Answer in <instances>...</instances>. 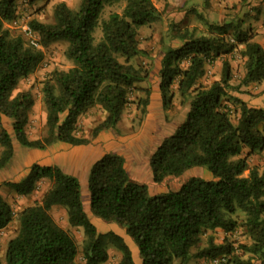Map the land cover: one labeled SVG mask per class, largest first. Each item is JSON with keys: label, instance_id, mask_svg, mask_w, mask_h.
<instances>
[{"label": "trees", "instance_id": "1", "mask_svg": "<svg viewBox=\"0 0 264 264\" xmlns=\"http://www.w3.org/2000/svg\"><path fill=\"white\" fill-rule=\"evenodd\" d=\"M121 1L81 0L77 10L59 2L53 23L30 22L38 41L37 46H27L21 36L4 29V22L15 15L14 0H0V171L14 157L13 139L2 125L3 118L13 121L20 146L43 151L55 142L84 146L102 132L118 131L131 104L142 119L148 113L151 90L139 84L148 80L149 71L134 60L147 55L139 45L140 29L160 21L162 14L152 0H124L121 13H112L100 23L104 8ZM99 26L102 35L96 41ZM208 26L207 35L172 26V38L179 45L164 52L159 89L163 108L168 110L176 84L188 110L185 120L157 145L148 162L155 184L196 168L206 170L212 179L191 177L176 191L150 195L146 184L131 180L123 156L106 153L88 173L87 213L77 177L56 165L34 163L22 179L0 183V188L20 198L31 196L41 183L48 184L41 199L18 214L0 193V231L16 217L19 225L7 242L4 264H107L110 246L121 253L116 264H136L125 238L113 231L99 232L91 218L120 227L135 246L139 264H191L219 256L227 257L221 264H254L256 260L264 264V167L249 164L251 155L264 150V108L250 107L237 97L233 109L222 104L232 89L231 66L225 57L239 45L243 47L246 73L242 85L248 86L264 81V48L241 24ZM56 42L67 43L65 54L72 67L54 70L42 82L46 134L32 139L26 128L35 99L31 88L18 90V86L43 61L41 48ZM220 58L224 59L221 79L209 88L199 85L205 65ZM184 61L186 68H182ZM95 109L105 115L88 138L80 129V119ZM57 208L65 211L70 228L82 231L81 248L69 229L55 221L51 212ZM238 227L248 235L249 244H217L208 236L206 245L200 246L208 232L233 233Z\"/></svg>", "mask_w": 264, "mask_h": 264}, {"label": "rangeland", "instance_id": "2", "mask_svg": "<svg viewBox=\"0 0 264 264\" xmlns=\"http://www.w3.org/2000/svg\"><path fill=\"white\" fill-rule=\"evenodd\" d=\"M16 11L14 17L4 22V29L9 31L13 36H21L27 46L34 41H38V35L35 32L29 34L30 22L38 20L45 24L53 23L54 7L59 2H65L72 10H77L81 0H14ZM156 8L161 12L162 18L160 21L143 27L139 31L140 48L147 52L146 56H139L134 60V63H142L149 71V78L146 82L139 84L140 88H150L161 81L160 69L161 61L164 52L168 48H176L179 41L173 39L174 31L172 26H178L181 29L193 31L195 35L209 34L208 24L220 25L224 22H233L241 24L242 28L249 30L258 42L264 48V0H152ZM125 5V1L108 5L104 8L100 23L106 20L112 13H121ZM100 26L95 32V39L99 41L101 38ZM242 46L239 45L234 52L225 57L230 63L232 77L230 84L231 90H227V97L222 99V104L228 109H233L235 104L233 98L237 96L232 93L242 94L250 107L264 108V81L256 84L243 86L245 70V58L242 55ZM67 43L56 42L48 47L41 48L44 54V59L41 64L28 77L21 80L18 90H28L31 88V93L35 99V105L30 114L28 126L26 128L30 138H41L46 134L45 129V107L42 102L43 93L41 91L42 82L54 71H65L72 67V62L66 57ZM223 58L217 61L207 63L205 72L199 79L198 84L205 88H209L214 82L219 81L222 77ZM188 63L184 61L182 68H186ZM174 97L168 110L163 108L153 113L151 116L142 119L141 113L136 109V105L131 104L124 111L123 118L118 126V131H107L102 136L95 138L92 143L85 147H73L70 145H61L55 142L45 150L38 152L36 150L27 149L18 144L15 139L11 119H7L2 123L3 127L9 131L14 144V157L12 161L0 171V183L4 181H18L27 175L30 167L34 163L41 165H64L67 169L76 170L77 177L83 187L87 184V170L92 165V159L96 150L106 151V153H116L122 155L132 161L149 159L157 145L161 141L172 134L178 125L186 118L188 103L182 104V98L177 91V85L173 87ZM137 92L131 95L134 100ZM239 98V97H237ZM240 99V98H239ZM242 100V99H241ZM243 101V100H242ZM222 105V106H223ZM231 113L233 111L231 110ZM104 113L95 109L84 115L80 119V129L83 134L90 138L91 131L95 124L102 121ZM142 119V120H141ZM141 120V121H140ZM232 120L236 122L235 114ZM264 131V127H263ZM97 140V141H96ZM99 140H101L99 142ZM99 142V143H98ZM2 148L0 146V154ZM142 155V157L140 156ZM244 155H246L244 153ZM85 156L87 164L81 166L76 165L77 160H82ZM250 166H258L261 169L264 167V150L249 157ZM148 174H152L148 162ZM248 172L245 173V176ZM191 177H199L203 179H212L211 175L204 169L196 168L188 171L180 177H168L162 184H147L150 195L163 194L169 191L178 190L181 185ZM48 184L43 182L39 188L29 197L20 198L13 196V193L5 187L0 188V192L8 199L13 207V210L18 214L23 208L32 205L34 201L40 200L43 192ZM152 186V188H151ZM52 216L55 221L64 229H69L71 234L78 242L81 248L83 234L78 228H70L65 211L57 208L52 210ZM97 230L101 233L113 231L117 234H124V231L115 224H106L91 218ZM238 220H243V215L239 214ZM17 217L4 230L0 231V259L5 263L6 245L10 238L14 237L18 230ZM213 236L217 244L224 241L232 242L238 247L240 244H249L250 239L242 227H238L233 233H226L221 229L208 232L203 238L201 247L206 245L207 237ZM129 246L134 254L136 264H139L140 259L136 254L135 246L129 241ZM109 260L107 264H116L121 253L114 247L108 249ZM81 260V257L78 259ZM227 260L226 256H219L215 259H196L191 264H221ZM254 264H261L260 261H254Z\"/></svg>", "mask_w": 264, "mask_h": 264}, {"label": "crops", "instance_id": "3", "mask_svg": "<svg viewBox=\"0 0 264 264\" xmlns=\"http://www.w3.org/2000/svg\"><path fill=\"white\" fill-rule=\"evenodd\" d=\"M232 94L237 96V97H239L243 101H246V99L243 97L242 94H238V93H232ZM162 105H163L162 104V98H161L160 89H159V82H158L157 85L153 86L152 90H151L150 104L148 106V112L149 113L147 114L146 120L148 119V117L151 116V113H153V111H155V110L157 111L158 110V112H159L160 109L162 108ZM7 119L8 118H3L2 119V123H4ZM104 133L105 132L100 133L99 136L101 134L103 135ZM100 141L101 140H99V142ZM61 145H66V144L61 143ZM81 147H85V145L81 146ZM38 152H40V151H38ZM108 153H110V152H108ZM104 154H106V151L96 150L94 152V155H90V156H93V159H92L93 161L92 162L94 163L96 160L101 158ZM140 156L142 157V155H140ZM86 157L87 156H85L82 160L81 159L77 160L76 161V165L82 167V165L87 164ZM124 159H125V168H126L128 174H129L131 180H133V181H135L137 183H140V184H146V185L147 184H150V185L155 184L152 181V174H148V159H146V161L143 160V159L142 160L141 159H139V160L134 159L132 161L131 160L128 161V159L126 157H124ZM57 166H59L61 169H63L65 172H67L69 174L77 175V173H76L77 168H76V170H70V169H67L64 165H57ZM90 167L87 170V174L90 171ZM82 185H83V183H82ZM82 185H81V187H82V200H83L84 208L86 209L87 213H89V209H88L89 208V193H88V190H87V184H85L84 187ZM151 188H152V186H151ZM120 235L125 238V241L127 243H129L130 240L125 236V234H120Z\"/></svg>", "mask_w": 264, "mask_h": 264}, {"label": "built area", "instance_id": "4", "mask_svg": "<svg viewBox=\"0 0 264 264\" xmlns=\"http://www.w3.org/2000/svg\"><path fill=\"white\" fill-rule=\"evenodd\" d=\"M28 31H29V32H28L29 34H32V32H33L31 29H28ZM31 45H35V46H37V42H34V41H33V42L31 43Z\"/></svg>", "mask_w": 264, "mask_h": 264}]
</instances>
